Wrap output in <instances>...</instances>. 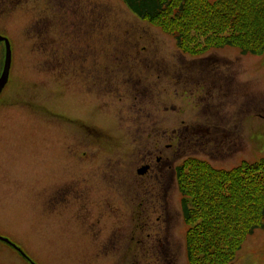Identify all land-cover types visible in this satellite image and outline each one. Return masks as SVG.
Returning a JSON list of instances; mask_svg holds the SVG:
<instances>
[{
	"label": "rangeland",
	"instance_id": "374dc122",
	"mask_svg": "<svg viewBox=\"0 0 264 264\" xmlns=\"http://www.w3.org/2000/svg\"><path fill=\"white\" fill-rule=\"evenodd\" d=\"M99 1L109 67L107 90L91 86L93 77L86 72L91 55L85 62L75 61L72 80H57L50 55L40 54L35 45L11 47L8 80L0 94V235L23 250L28 257L24 264H117L113 259L118 257L102 252L101 238L106 240L108 232L97 236L80 233L77 225L68 229L75 224L66 220L75 214V206L55 211L50 196L72 169L89 177L110 163L136 177L139 151L154 137V132L143 129L152 124L159 126L162 135L156 137L163 144L169 143L165 131L186 132L183 127L191 123L201 130L191 139L181 137L178 153L173 152L175 145L166 149V155L176 154V166L192 155L223 169L243 160H264V52L242 55L235 46H222L197 56L183 54L174 37L139 19L123 0ZM3 21L0 13V32ZM4 51L0 48V74ZM88 125L98 134L97 150L82 142L77 152L85 151L83 158L75 157L70 149L73 137L84 136ZM207 128L213 140L205 134ZM96 182L87 187L88 213H99L95 202L110 196L99 187L102 179ZM164 187V209L149 215L152 220L160 215L166 219L162 233L173 256L164 263L188 264L187 224L176 179ZM118 188L111 205L115 211L128 212L125 199L132 192L126 185ZM137 189L134 185V195ZM103 211L110 212L107 207ZM9 254L12 250L0 241V264H8ZM231 264H264V228H255L244 239Z\"/></svg>",
	"mask_w": 264,
	"mask_h": 264
},
{
	"label": "flooded vegetation",
	"instance_id": "af4514ba",
	"mask_svg": "<svg viewBox=\"0 0 264 264\" xmlns=\"http://www.w3.org/2000/svg\"><path fill=\"white\" fill-rule=\"evenodd\" d=\"M0 8L2 21L4 20L3 32L0 33L8 39L9 47L35 45L40 54L50 55L49 63L54 64L57 70L53 74L57 80H72L77 72L75 61L85 62L87 56L91 55L89 69L86 70L93 77L91 86L101 87L100 90L105 87L107 90L109 67L106 62L104 16L99 0H83L81 5L69 4L59 8L57 0H0ZM8 20L13 21L4 23ZM10 25L12 28H9ZM4 47H7L5 40H0V48ZM158 128L157 124H152V127L143 129L151 134L154 132V137L151 142L146 141L139 151L138 163L135 166L136 177L130 172L131 177L126 176V169L123 174L110 163L101 165L103 168L92 171L89 177L83 176L84 172L79 169H72L71 176L50 196L55 211L58 207V212H62L75 206V214L66 218L72 219L75 224L71 223L68 229L72 230L77 225L80 233L96 234L98 229L100 232H108L107 243L101 245L102 252L106 256L118 257L113 259L117 264H156L158 260H163L161 263L165 264L167 257L173 256L162 233L166 229L163 225V220L166 219H162L160 215L152 220L149 214L164 209V186L176 179L174 161L177 158L174 153H178L182 138L191 139L195 132L201 130L191 123L190 126L183 127L186 132L179 133L175 128L170 133L165 131L164 135L168 136L169 143L163 144L160 138L156 137L162 135ZM84 129L87 133L84 136L77 133L73 137L74 145L70 146L71 154L75 157L83 158L82 153L85 151L77 152L81 149L82 142L89 143L97 150V132L89 125ZM205 131L212 139L209 128ZM174 145L172 157L166 155V149ZM91 177L96 181L102 179L103 184L99 187L105 188L110 194L95 202L94 207L99 209V213H88L86 209L87 187L97 184ZM125 185L128 191L132 192L130 197L125 199L129 211H115L111 205V195L119 190L118 187ZM134 185L138 187L136 195L133 194ZM105 207L110 212H101ZM100 213L103 215H99ZM67 223L65 221V224ZM105 224L106 226L101 227ZM0 241L12 250V254L5 258L6 263L24 264L23 258L28 260L14 240H11L14 245L3 239Z\"/></svg>",
	"mask_w": 264,
	"mask_h": 264
},
{
	"label": "trees",
	"instance_id": "16d2710c",
	"mask_svg": "<svg viewBox=\"0 0 264 264\" xmlns=\"http://www.w3.org/2000/svg\"><path fill=\"white\" fill-rule=\"evenodd\" d=\"M134 15L174 37L183 54L235 46L264 52V0H123ZM175 166L187 224L188 264H231L244 239L264 228V160L223 169L196 156Z\"/></svg>",
	"mask_w": 264,
	"mask_h": 264
},
{
	"label": "water",
	"instance_id": "95a60500",
	"mask_svg": "<svg viewBox=\"0 0 264 264\" xmlns=\"http://www.w3.org/2000/svg\"><path fill=\"white\" fill-rule=\"evenodd\" d=\"M0 40H5V44H7V47H5V60H4V64H3V70L2 73L0 75V93L2 92V88L6 85V82L8 80V74H9V70H10V63H11V47H9V43H8V39L4 36H0ZM0 239H3L11 244L14 245L13 242L10 241L9 238H6L4 236H0Z\"/></svg>",
	"mask_w": 264,
	"mask_h": 264
},
{
	"label": "snow or ice",
	"instance_id": "6c2138e0",
	"mask_svg": "<svg viewBox=\"0 0 264 264\" xmlns=\"http://www.w3.org/2000/svg\"><path fill=\"white\" fill-rule=\"evenodd\" d=\"M82 2H83V0H57V7L59 8L61 6H67L69 4H72V5H81ZM0 36H2V33H0ZM99 215L102 216L103 213H100ZM105 220H106V218H105ZM104 226H106V224L105 225H102L101 227H104ZM97 236H100V230L99 229L97 230ZM101 243L102 244H106L107 243V240L101 238Z\"/></svg>",
	"mask_w": 264,
	"mask_h": 264
}]
</instances>
